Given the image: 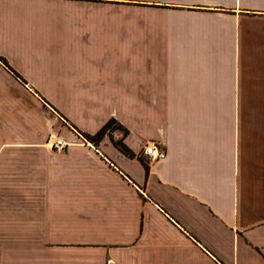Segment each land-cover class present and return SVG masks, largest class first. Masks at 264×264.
<instances>
[{
	"label": "crops",
	"instance_id": "0c3cea01",
	"mask_svg": "<svg viewBox=\"0 0 264 264\" xmlns=\"http://www.w3.org/2000/svg\"><path fill=\"white\" fill-rule=\"evenodd\" d=\"M120 2L0 0V264H264V0Z\"/></svg>",
	"mask_w": 264,
	"mask_h": 264
},
{
	"label": "built area",
	"instance_id": "2783aa9c",
	"mask_svg": "<svg viewBox=\"0 0 264 264\" xmlns=\"http://www.w3.org/2000/svg\"><path fill=\"white\" fill-rule=\"evenodd\" d=\"M49 139H51L50 147L52 149L60 151L64 148L65 143L61 138L50 135L48 137V140ZM141 154L147 158L156 159L163 158L165 153L164 149H162L156 141L150 140L142 147Z\"/></svg>",
	"mask_w": 264,
	"mask_h": 264
},
{
	"label": "rangeland",
	"instance_id": "374dc122",
	"mask_svg": "<svg viewBox=\"0 0 264 264\" xmlns=\"http://www.w3.org/2000/svg\"><path fill=\"white\" fill-rule=\"evenodd\" d=\"M130 1H132V0H127V2H120V3L115 4L114 12L119 16L129 15L132 28L137 29V27H138V16H139V11H140L141 5L138 3L130 2ZM114 126L115 125H112V123L110 122L108 127H107V130L110 128L112 129ZM55 136H57V135H55ZM83 136L85 138H88L86 135H83Z\"/></svg>",
	"mask_w": 264,
	"mask_h": 264
},
{
	"label": "trees",
	"instance_id": "16d2710c",
	"mask_svg": "<svg viewBox=\"0 0 264 264\" xmlns=\"http://www.w3.org/2000/svg\"><path fill=\"white\" fill-rule=\"evenodd\" d=\"M4 63V61H2ZM110 121H107L96 133H94L92 136L86 135L90 139L99 138L101 134L107 129Z\"/></svg>",
	"mask_w": 264,
	"mask_h": 264
}]
</instances>
